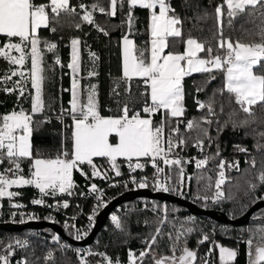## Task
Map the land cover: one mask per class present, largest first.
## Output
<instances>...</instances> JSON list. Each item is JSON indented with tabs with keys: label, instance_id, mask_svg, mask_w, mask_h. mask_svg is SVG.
Returning a JSON list of instances; mask_svg holds the SVG:
<instances>
[{
	"label": "snow or ice",
	"instance_id": "obj_1",
	"mask_svg": "<svg viewBox=\"0 0 264 264\" xmlns=\"http://www.w3.org/2000/svg\"><path fill=\"white\" fill-rule=\"evenodd\" d=\"M127 7L125 20L129 33L135 20L133 12L135 9L149 10L150 13V40L149 47L138 48L129 35L122 36V76L115 82L113 92L119 96L117 89L123 82L126 87L125 92L129 95L123 100L117 101V112L115 116L105 117L101 114L97 99V85L81 84V40L73 38L71 40V59L67 68L71 70V99L69 109L62 110L60 117L63 120V112H67L72 120L71 151L63 149L54 158H45L34 155L32 146V136L35 129L46 120L36 121L34 116L43 113L46 102L43 96L44 85L49 79L48 72L53 65H48L45 60V52H52L55 55L56 43L42 41L38 32L41 28H49L58 22L61 13L76 14V8L70 5V0H48L47 3L36 4L35 0H0V37L6 41L0 44V59L12 66L6 75L0 77V84L6 85L11 82V87H5L8 93L17 92L23 97L28 91V85L34 90L31 100V109L26 110L22 106L19 110H12L10 113L0 115V165L7 161L9 167L0 170V200L8 198L10 206L13 208L24 207L22 204L14 202V198L20 195L10 189L23 186H32L39 190L42 197H55L57 194L72 195L75 187L73 181V171L80 170V165L88 164L93 169V175L99 176L101 173L94 164V158H106L115 170L117 176L121 175L118 158H123L129 162L128 166L132 172L143 169L144 165L139 162L140 158H149L152 166L156 169L152 183L156 190L161 192L178 191L171 186L172 177L165 174L164 167L158 164L162 161L165 166L171 169L173 166L179 168L181 185L184 180V167L182 159L178 154L174 155V150L183 147L191 137H186L180 133L179 124L184 117L185 89L184 81L196 73L209 74L208 80L197 87V91H202L210 80L216 77L215 72H222L224 75L223 86L217 90L222 96L225 92L239 106L240 110L248 116H253V107L257 104H264V25L255 33L258 39L245 43L240 40L233 41L230 36L223 33L225 17L229 26L233 20L246 11L264 10V0H223V3L216 6L215 17L217 20V31L213 39L217 41L215 48L206 42L193 37L188 33L184 43V51H172L177 38H182L183 21L176 14L170 0H110L109 8L105 9L98 2L90 6L81 4L79 7L83 12L82 21L94 25L98 31L108 35L107 30L95 24L94 12L115 17L117 11L123 12ZM50 9V11H49ZM158 10V11H157ZM207 15V13H205ZM264 19V11H261ZM80 27L79 24L76 25ZM55 31V27H51ZM201 53H205L201 56ZM93 62V70L88 71V77L98 75L95 69V62L99 57L94 52L89 53ZM59 56H56L55 65H61ZM260 69L256 71L255 69ZM13 77L18 79L13 80ZM136 79L143 85V91L139 93L143 98L140 111H134L133 105L136 100L131 94V82ZM139 87V85H138ZM208 101L197 100L199 110L207 109L205 116L198 120H189L186 129L197 133L194 146L203 150L204 141L201 136L211 140L209 128L213 117L216 116L215 96ZM29 95H32L29 92ZM231 102V101H230ZM223 112V105H221ZM162 114L159 124L154 123L153 117ZM230 114V119H231ZM176 121V126H172V121ZM219 123V121H217ZM228 121H225L227 125ZM248 121H242L241 126ZM235 127V122H233ZM168 128L167 135L165 128ZM220 131V129H218ZM264 136V133H261ZM116 137L113 143L110 138ZM240 151L247 149L239 147ZM219 155V149L217 150ZM133 158L136 163L131 162ZM209 158L196 160V167L199 169L208 163ZM28 160L30 168L27 177L23 174L22 163ZM186 163V162H185ZM234 165H229L233 167ZM252 166H255L253 160ZM225 164H219L220 171L215 179V191L212 178L208 177L205 186V194L196 198L204 201L218 203L225 199L222 185L226 182L224 172ZM238 168V164L235 165ZM103 178H107L104 174ZM192 177H189L191 180ZM203 179V177H200ZM260 183H264V172L258 176ZM131 182L138 188L144 189L149 186V179L141 177L137 180L131 178ZM257 185L250 183L249 190L255 192ZM91 191L98 193L95 211L102 206H106L103 200V192L95 184L91 185ZM209 192L211 194L209 195ZM264 199V197H261ZM32 203L41 205L45 201L35 199ZM67 202L62 207L67 208ZM157 208L160 206L157 205ZM244 207H247L245 205ZM155 210V209H154ZM165 216L161 219V224L167 221V208H163ZM35 217L29 216V219ZM93 216H89V221ZM116 229L124 232V222L116 214L111 216ZM194 221L187 220L179 222L177 228L174 224L175 235L167 233L171 242L169 251L171 255H157L153 245H157V237L163 236L161 228H157L151 239H145L146 248L139 252L129 250V264H143L145 257H151L154 264H195L197 253L187 246V236L196 231ZM68 227V225H65ZM71 227H76L72 225ZM264 232V228L260 229ZM74 238L80 240L87 235V230L76 228L73 233ZM208 235L203 234V241L208 240ZM58 243L60 237H54ZM2 243V242H0ZM26 240L11 241L0 248V264H10L9 256L15 248L27 247ZM247 256L249 264H264V235L261 236V243L252 248V240L246 241ZM219 249L220 264H232L237 256V251L222 245H217ZM79 251V250H77ZM89 255H99L103 264H120L119 260L113 261L106 253H93ZM51 258V253L48 254ZM24 264H27L25 261ZM81 264H87L86 258ZM207 264V262H206Z\"/></svg>",
	"mask_w": 264,
	"mask_h": 264
},
{
	"label": "trees",
	"instance_id": "obj_2",
	"mask_svg": "<svg viewBox=\"0 0 264 264\" xmlns=\"http://www.w3.org/2000/svg\"><path fill=\"white\" fill-rule=\"evenodd\" d=\"M48 0H35L36 4L47 3ZM99 3L105 9L109 8L110 0H70V5L76 8V14L61 13L58 22L50 25L49 28H41L38 32L42 41L56 43L57 49L55 55L52 52H45V60L48 65H53L52 70L48 72L49 79L44 85L43 96L46 102V108L43 113L36 114L34 120L47 122L41 123L33 132L32 146L34 155H40L45 158H54L65 148L71 151L72 141V121L67 112H63L65 121L69 127H62V124L56 120L61 117L62 110L69 109L70 101V73L67 64L70 61L71 40L79 38L81 40V84L88 86L90 84L97 85V99L99 109L103 116H115L121 113L117 112V101L123 100L129 93L125 92L126 85L121 82L117 91L119 96L115 95L113 88L115 82L122 76L121 74V47L120 40L125 34V14L127 7L123 12L117 11L115 17L102 14L99 11L94 12L95 24L100 28L107 30L108 35H104L98 31L94 25L82 21L83 12L80 5L90 6L93 3ZM176 14L182 21V31L184 36L177 38L172 51L183 52L184 43L182 39H186L188 33L193 37L206 42V46L211 44L214 48L217 41L213 39L214 33L217 31V20L215 17L216 6L223 3V0H170ZM50 11V9H49ZM261 10H249L236 17L232 25L229 26L227 18L224 19L223 33L226 37L230 36L233 41L249 43L258 39L255 35L260 30V26L264 25V19L261 17ZM207 13V15H205ZM135 20L134 33L131 38L134 40L138 48L149 47V10L135 9L133 12ZM80 27L77 28L76 25ZM51 27H55V31H51ZM6 41V38L0 37V44ZM94 52L99 57L95 62V71L98 75L88 77V71L93 70V62L89 53ZM59 56L61 65H55L56 56ZM204 56L205 53H201ZM10 65L0 59V77L7 74ZM260 71V69H255ZM214 80H210L202 91H197V87L204 84L208 80L209 74L196 73L190 77H186L184 81L185 89V108L184 117L179 124L180 133L186 137H191L183 146L186 156H192L195 152L194 141L197 133L186 129L189 120H198L206 115L207 109L197 110V104L194 98L200 101H208L213 93L215 96L216 116L213 117L211 126L204 125L209 128V136L211 140L201 136L204 141L205 154L202 158H209L208 163L202 168L193 170V180L187 187V194L193 196H203L205 194V186L208 183L207 178L211 177L213 188L214 182L218 178L219 164L224 162V172L226 182L222 185L225 199L218 203L195 201L202 209H210L224 213L230 219H237L244 215L247 210L257 201L264 200V183H260L258 176L264 172V104H257L253 107V116H248L240 110L235 104L234 98H230L225 92L222 96L217 92L223 86L224 75L222 72H215ZM139 85V87H138ZM2 84H0L1 88ZM143 85L136 79L131 82V94L135 97L134 111H140L143 104V98L139 93L142 92ZM30 85L22 98L24 109L30 111L31 106ZM16 97L4 95L0 91V115L10 113L14 108ZM231 101V102H230ZM223 105V112H221ZM231 115V119L229 118ZM162 119V114L157 113L153 117L156 124ZM247 120L248 123L241 126V122ZM219 121V123H217ZM225 121H228L225 125ZM235 122V127L233 126ZM172 126H176V121H172ZM220 129V131H218ZM168 128H165L167 135ZM111 137L110 139H112ZM247 149L240 151L237 147ZM219 149V155L217 150ZM180 151V147H178ZM253 160L255 166H252ZM95 164H105V159H94ZM234 165L229 167V165ZM238 164V168L235 165ZM9 167L7 161L0 165V170ZM23 174L27 177L30 162L28 160L22 163ZM82 169L88 170V165H82ZM171 183L177 178V173L173 170ZM203 177V179H200ZM73 178L76 182H80V176L77 170L73 171ZM250 183L257 185L255 192L249 190ZM147 188L154 191L149 185ZM132 190V187H117L107 191L104 201L106 204L115 197ZM20 193V200L26 202L29 199L38 197L40 194L32 187H22L15 189ZM209 192V195L211 194ZM146 203L147 209L141 210L139 204ZM160 207L157 208L156 206ZM247 205V207H244ZM84 212H88L89 202L83 203ZM167 208V221L161 224V219L165 216L163 208ZM121 212L119 217L124 222L125 231L122 232L113 226L108 227L106 231L102 230L95 237L93 243L85 248L93 253H106L113 261L119 260L120 264L128 263L129 250L139 254L141 250L146 248L145 239H151L156 229L161 228L163 236L157 237V245H153L156 254L171 255L169 251L171 242L167 233L171 232L175 235L174 224L179 227V222L187 220L194 221L196 228L192 234L187 236V246L189 249L197 253L195 264H203L204 255L209 251L211 258L208 264H220L219 249L217 245H222L237 251V256L232 264H249L247 256L246 241L252 240V248L261 243V236L264 232L260 229L264 228V207L258 209L249 219L248 223L242 226H224L215 221L200 216H192L185 209L173 204L160 202L157 200L137 199L120 205ZM155 209V210H154ZM8 222V221H5ZM19 223V221H13ZM107 225V224H106ZM69 237L72 235L68 232ZM203 234L208 235V240L203 241ZM54 234L48 229L43 230H26L22 232H7L0 230V248H3L10 241L13 243L16 239L26 240L27 247L15 248L14 252L9 256L10 264H81L82 259L86 258L87 264H96L102 262L99 255H86L78 258L74 250L59 243H51L49 239ZM74 248V247H73ZM51 253V258L48 254ZM143 264H153L151 257H145Z\"/></svg>",
	"mask_w": 264,
	"mask_h": 264
},
{
	"label": "built area",
	"instance_id": "obj_3",
	"mask_svg": "<svg viewBox=\"0 0 264 264\" xmlns=\"http://www.w3.org/2000/svg\"><path fill=\"white\" fill-rule=\"evenodd\" d=\"M12 79L16 80L18 79V77H13ZM5 87H11V82H8L6 85L2 84L0 91L4 95L7 96L14 95L16 97L14 108L12 110H19V107L21 106L24 108V103L22 102L23 100L22 98H25V96L20 97L17 92L8 93L4 91ZM194 101L196 103L197 99L194 98ZM196 109L199 110L198 105ZM68 118L70 121H72L70 117ZM56 120L62 124V127H66V128L69 127V124L65 121L64 117L62 121L60 117H57ZM205 150L206 149L204 146H203V150L195 146L194 154L192 156H186L184 154L185 152L184 147L182 148L180 147V151H178V148L175 149L176 153L174 154H178L179 157L182 159V163L184 167V180H183V185H181L179 168L173 166L171 169L176 171L177 178L173 183H171V186L176 187L178 191H169L167 193H170L171 195L177 198L191 201L193 203L199 200L202 201L203 203L211 202V201H204L201 199H197L196 198L197 196L188 195L186 191L187 187L191 184L194 177L192 172L194 169L197 168L195 162L196 160L202 158V156L205 154ZM136 162H137L136 160H133L131 163L134 165ZM139 162L143 164L144 167L143 169H137L134 172L130 170L128 166L129 162L124 161L119 163L118 164L119 171L121 172V175L119 176L115 174V170L111 167V165H108L106 163L96 164L97 169L101 173V175L99 176L93 175L92 168H89L88 170L85 169L77 170L81 181L76 182L73 178L75 187L72 190L73 191L72 195L57 194L55 197H51V196L42 197L41 195H39L38 197L29 199L26 202L20 200L21 196L18 195L17 197L14 198V202L22 204L24 207L21 208L11 207L8 198H3L2 200H0V223H8V222L14 223L13 221H19V223L45 221L59 225L63 229L65 234L66 232L70 233L72 235L71 238L73 239H75L73 233L75 232L76 228H80L82 232L83 230L86 229L88 235L95 223V219L98 212L103 207L102 206L98 211H95L94 213V210L96 209V205H97L98 193H93L91 191V185L95 184L97 188L103 192V200L105 198L107 191L110 189H116L117 187L120 186L132 187V189H138V187L131 182L132 177H135L137 180H139L141 177H147L149 179V185H151L154 188L152 179L156 172V169L152 166L151 160L149 158H142L139 160ZM158 164L161 167H164L165 174L169 172V168L165 166L162 161H158ZM104 174H106L107 178H103ZM189 177H192V179L189 180ZM154 191H158V190L154 188ZM41 198L45 201L44 204L37 205L32 203L33 200L41 199ZM86 201L89 202L87 213L84 212V207H83V203ZM65 202H67L69 205L67 208L62 207L63 203ZM139 208L141 210H145L148 208V206L146 205V203L141 202L139 204ZM120 212H121L120 206L116 207L109 214L106 223L102 227V230L106 231L110 226L115 227L113 222L111 221V216L113 214H116L119 217ZM29 216L35 218L29 219ZM89 216H93L92 221H89ZM65 225H68V227H66ZM72 225H75L76 227H71ZM87 235L83 236L82 239H84ZM56 236L57 235L54 234V236L51 237L49 241L51 243H57L54 240V237ZM15 241L13 242V244H15ZM60 242L64 245L68 244V247L74 250V253L78 258L86 256L89 253L88 249L85 248L86 246L84 247L73 246L69 243L63 242L61 239Z\"/></svg>",
	"mask_w": 264,
	"mask_h": 264
},
{
	"label": "water",
	"instance_id": "obj_4",
	"mask_svg": "<svg viewBox=\"0 0 264 264\" xmlns=\"http://www.w3.org/2000/svg\"><path fill=\"white\" fill-rule=\"evenodd\" d=\"M137 199H148V200H157L160 202H165L169 204L176 205L185 209L192 216H200L209 218L216 223H219L224 226H242L248 223L250 217L260 208L264 207V200L257 201L253 204L247 212L237 219H230L224 213L217 212L210 209H202L197 204L177 198L170 193L161 192V191H152L149 188L144 189H132L126 191L125 193L115 197L109 201L106 206H103L98 212L95 223L89 232V234L82 240H75L65 234L63 229L54 223H49L45 221L38 222H26V223H0V230L7 232H22L26 230H43L48 229L56 234L60 239L69 243L73 246L84 247L93 243L95 237L101 231L102 227L107 221L109 214L118 206L123 203L131 202Z\"/></svg>",
	"mask_w": 264,
	"mask_h": 264
},
{
	"label": "crops",
	"instance_id": "obj_5",
	"mask_svg": "<svg viewBox=\"0 0 264 264\" xmlns=\"http://www.w3.org/2000/svg\"><path fill=\"white\" fill-rule=\"evenodd\" d=\"M158 11V10H157ZM149 26H150V13H149ZM134 33V24L132 25V29H131V33H129V29H128V26H127V23H125V34L124 35H129V38L130 39H132L131 38V35ZM149 36H150V32H149ZM121 45H122V38H121V40H120V47H121ZM70 59H71V52H70ZM70 62V61H69ZM69 73H70V89H71V80H72V74H71V70L69 69ZM121 74H122V47H121ZM70 89H69V91H70ZM70 99H71V92H70ZM69 107H70V105H69ZM72 130H73V128H72ZM116 137H113L112 139H110L113 143H115L116 142ZM94 159H105V163L106 164H108V165H111L108 161H107V159L106 158H101V157H96V158H94ZM140 159H142V158H140ZM133 160H136L135 158H133ZM125 160L123 159V158H118V160H117V165L119 164V163H121V162H124ZM95 164V163H94ZM83 165H88V164H83ZM96 165V164H95ZM81 166L82 165H80V169H82L81 168ZM89 166V165H88ZM89 168H92L91 166H89ZM23 187H32V186H23ZM19 188H22V187H19ZM32 188H34L38 193H39V190L38 189H36L35 187H32ZM15 189H17V188H13V189H10V191H15ZM17 192V191H16ZM40 194V193H39ZM41 195V194H40Z\"/></svg>",
	"mask_w": 264,
	"mask_h": 264
},
{
	"label": "rangeland",
	"instance_id": "obj_6",
	"mask_svg": "<svg viewBox=\"0 0 264 264\" xmlns=\"http://www.w3.org/2000/svg\"><path fill=\"white\" fill-rule=\"evenodd\" d=\"M71 46V45H70ZM47 52V51H46ZM10 67H12V66H10ZM30 89H31V85H30ZM31 100H32V96H34V90L33 89H31ZM30 109H31V106H30ZM174 153H176L175 152V150H174ZM174 155H176V154H174ZM201 159H204V158H201ZM200 160V159H199ZM195 164H196V162H195ZM202 167H204V166H202ZM201 167V168H202ZM219 171H220V169H219ZM218 171V172H219ZM173 173H174V171H173V169H169V172L167 173V174H170L171 175V177L173 176ZM137 255H139V254H137ZM211 258V255L209 254V251L204 255V258H203V264H206V262H207V264H208V260ZM96 264H103V262H98V263H96ZM127 264H129V262L127 263ZM153 264H154V262H153Z\"/></svg>",
	"mask_w": 264,
	"mask_h": 264
}]
</instances>
